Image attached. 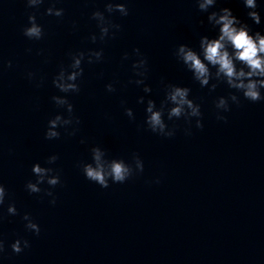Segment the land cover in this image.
Returning <instances> with one entry per match:
<instances>
[{
	"label": "clouds",
	"instance_id": "obj_1",
	"mask_svg": "<svg viewBox=\"0 0 264 264\" xmlns=\"http://www.w3.org/2000/svg\"><path fill=\"white\" fill-rule=\"evenodd\" d=\"M51 6L45 9V15L63 17L64 9L57 8L56 3L60 0H49ZM200 12H207L208 23L217 30L215 37L202 35L199 39V51L195 50L188 44H179L174 56L178 62L192 73V79L198 82L201 88L207 87L209 92H214L221 84L227 86L230 91L227 96H219L215 100V108L217 110L216 118L219 121L227 122V116L221 113L231 111V105H241V96L244 100L252 103L264 102V33L261 31H252L251 26L234 15L229 7L219 8L218 11L209 12L210 8H214L217 0H194ZM244 7L248 10L247 17L254 24H261L260 11L257 9L261 6L257 0H242ZM28 9H36L45 3V0H25ZM105 12L109 16L105 15ZM119 13L121 16H127L129 9L126 0H107L104 11L95 10L91 14V19L96 21L99 29V35L93 33L89 36L92 43L97 40L104 42L106 38L114 39L116 34L121 30V25L113 23L109 18L111 14ZM27 25L22 28V34L29 40L40 41L45 37L43 25L37 22L36 12H29L27 15ZM75 28V24H74ZM27 51L31 52V49ZM133 54L137 57L132 62V71L135 79H130L129 84L143 86V92L150 94L152 88L145 82L148 78V60L141 53L139 48L133 49ZM71 63L67 66L61 65L59 71L52 79L53 86L59 92L65 95H54L52 101L58 108L66 111L65 116L58 113L48 120V125L44 134L46 140L59 139L64 129L69 136H75L79 130L78 126L81 121L75 115L74 106L68 99V94H78L80 92V84L78 81L84 75V63L89 65L100 63L103 61V49H89L87 51H75L68 53ZM129 53L125 52L122 59L128 60ZM12 62H7V67H11ZM35 74L29 72L27 78L31 81ZM119 81L108 83L105 87L108 92L117 91L115 85ZM43 85V79L37 84V87ZM162 90L164 92L163 99L157 105L154 99L140 96L137 103L145 104V120L144 125L148 131L165 137L171 138L176 134L177 125L173 123L170 127L167 121L183 119L188 128L185 129L186 135H191V124L195 118V127L203 129L202 122L203 113L201 104L190 98L191 88L178 84L165 82L161 80ZM239 94V95H238ZM125 101H121L122 107ZM124 114L130 119L135 120L132 108L124 107ZM71 127V131L68 129ZM85 143V140H81ZM91 162H79L78 167L81 169L85 178L98 184L101 188L110 187V181L113 184H123L135 176L142 174L144 171V162L138 153H132L131 162H126L123 158H109L106 150L100 146H93L90 149ZM59 159L58 155L49 156L46 164L52 165ZM35 176V181L28 180L25 189L29 194H38L42 191L45 195L53 197L51 204L56 203V198L50 190L58 184H61L60 172L52 167L42 166L39 162L34 163L31 169ZM156 183H160L157 179ZM47 184L49 189H42V184ZM7 203V214L16 216L20 213L14 202L10 199V194L5 185L0 182V209ZM4 215L0 212V222L3 221ZM25 221V228L33 232L37 236L40 234V226L34 221L32 216L25 212L22 216ZM11 250L20 254L26 248L31 247L27 239L17 238L10 245ZM5 240L0 237V257L5 253Z\"/></svg>",
	"mask_w": 264,
	"mask_h": 264
}]
</instances>
